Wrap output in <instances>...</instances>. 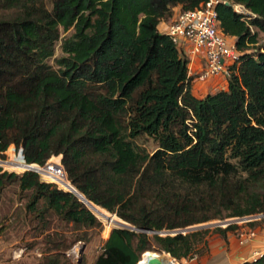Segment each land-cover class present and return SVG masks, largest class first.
Here are the masks:
<instances>
[{
	"label": "trees",
	"instance_id": "1",
	"mask_svg": "<svg viewBox=\"0 0 264 264\" xmlns=\"http://www.w3.org/2000/svg\"><path fill=\"white\" fill-rule=\"evenodd\" d=\"M207 1L0 0V158L11 145L29 164L59 156L62 185L127 224L107 232L92 264H138L146 251L192 257L211 233L225 239L238 226L188 228L264 213V0L216 5L239 55L226 88L197 96L189 60L158 24ZM11 185L39 230L51 220L73 230L55 249L102 229L74 192L34 171L1 172L0 198ZM241 264H264V253Z\"/></svg>",
	"mask_w": 264,
	"mask_h": 264
},
{
	"label": "built area",
	"instance_id": "2",
	"mask_svg": "<svg viewBox=\"0 0 264 264\" xmlns=\"http://www.w3.org/2000/svg\"><path fill=\"white\" fill-rule=\"evenodd\" d=\"M219 2L228 3V0H208L199 8L186 11L179 10L165 28V33L189 60L188 68H191V61L197 58L203 67L199 78L203 81L211 82V84L208 83L214 85V88L218 87L217 81H226L229 75V67L239 55L235 48L234 38L226 35L219 26L216 11V5ZM233 8L237 12L248 13L241 4H234ZM57 157L58 160H49L43 166L29 164L24 159L22 148L11 145L5 151V157L0 158V173L8 171L21 174L24 171H34L40 175L43 181L53 182L63 188L62 184L68 179L60 162V157ZM260 220H264V213L234 218V220L230 219L223 222H226L224 224L226 226L229 223L239 224ZM255 235L254 230L248 231L250 239L254 238ZM243 241L244 239L242 238L240 243L242 244ZM263 253L264 243L263 250L255 252V256L258 258ZM162 254L168 258L166 263L163 262L164 264H191L195 259V255L177 259L168 253L163 252Z\"/></svg>",
	"mask_w": 264,
	"mask_h": 264
},
{
	"label": "rangeland",
	"instance_id": "3",
	"mask_svg": "<svg viewBox=\"0 0 264 264\" xmlns=\"http://www.w3.org/2000/svg\"><path fill=\"white\" fill-rule=\"evenodd\" d=\"M70 33L71 31L62 34V36ZM263 42L264 35L261 34L260 44ZM61 55L60 42H58L49 63L54 64V58ZM142 143L149 151L155 148V144L150 140ZM49 160H53V158L51 157ZM62 189L71 190L69 187H63ZM26 202L27 195L18 193L14 185L7 187L0 198V264H45V257L53 255L58 258V264H92L101 253L102 243L108 237L107 232L115 225L113 217L111 221L107 218L110 213L102 208H97V212H93L101 221L102 229L92 231L90 241L77 242L67 250L55 249L53 241L64 239L65 244L69 243L72 240L73 230L69 225L51 220V229L42 232L41 228L39 230V220L33 218V215L26 210ZM116 219L120 220L118 217ZM225 223L216 220L203 225L208 228L220 225L225 227ZM234 224L238 226V234L243 232L241 228L248 226V223ZM168 233L174 234L175 232L170 231ZM212 234L214 233L208 236L207 248L202 254H196L192 264H201L200 256L210 251L208 243L213 239ZM157 253L162 254L163 252ZM205 262L210 264L209 259Z\"/></svg>",
	"mask_w": 264,
	"mask_h": 264
},
{
	"label": "crops",
	"instance_id": "4",
	"mask_svg": "<svg viewBox=\"0 0 264 264\" xmlns=\"http://www.w3.org/2000/svg\"><path fill=\"white\" fill-rule=\"evenodd\" d=\"M179 10H181L180 6H176L173 16L168 20H162L158 24V30L160 32L165 33L166 26L173 20L175 13ZM202 71L203 67L200 61L197 58L193 59L191 61V68H189V74L194 76L192 91L195 95L203 96L209 92H215L226 88V81H217L218 87L214 88V85H210L211 82L201 80L199 75ZM241 229L243 232L240 234H238V229L233 232H228L225 239L221 238L216 233L212 234L211 237L213 239L208 243L210 251L200 256L201 264H206L205 260L207 259H209L210 264H241L245 261H253L256 259L257 256H255V252L261 249L263 250L264 221L255 226H246ZM249 230H254L256 233L255 237L252 239L248 237ZM242 238L244 239V243L240 244Z\"/></svg>",
	"mask_w": 264,
	"mask_h": 264
},
{
	"label": "water",
	"instance_id": "5",
	"mask_svg": "<svg viewBox=\"0 0 264 264\" xmlns=\"http://www.w3.org/2000/svg\"><path fill=\"white\" fill-rule=\"evenodd\" d=\"M226 4H229V3H226ZM69 191L74 192L92 211H94L95 206L91 202H89L88 200H86L84 198V196H82L74 187H72L71 190H69ZM113 216L117 217L115 214H110V216L107 217L108 220L111 221ZM113 223L119 224V225H122V226H127V224L124 221H122V220L115 219L113 221ZM202 226L205 227L206 225H200V226L190 227L187 230L195 229V228L202 227ZM134 229H136V230H138L140 232H145V231L148 232L147 230H143V229H138V228H134ZM168 232L169 231L161 232V233H164L163 235H166V234H169ZM172 232H175L174 234H176L177 231H172ZM174 234H172V235H174ZM149 264H164V263H163V261L161 259H159L157 257H152V258L149 259Z\"/></svg>",
	"mask_w": 264,
	"mask_h": 264
},
{
	"label": "bare ground",
	"instance_id": "6",
	"mask_svg": "<svg viewBox=\"0 0 264 264\" xmlns=\"http://www.w3.org/2000/svg\"><path fill=\"white\" fill-rule=\"evenodd\" d=\"M52 158H53V161L58 160V157H52ZM108 235H109V233H108ZM152 257H157V258L161 259L164 263H166L168 261L167 256L164 254H159V253L154 252V251H148V252L146 251V253H144L142 255V258L140 259L138 264H149V259Z\"/></svg>",
	"mask_w": 264,
	"mask_h": 264
}]
</instances>
